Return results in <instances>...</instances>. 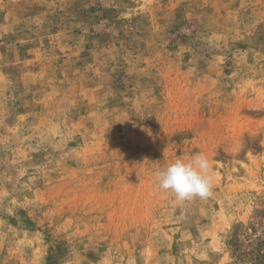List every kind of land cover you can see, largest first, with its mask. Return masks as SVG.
I'll return each instance as SVG.
<instances>
[{
	"label": "rangeland",
	"instance_id": "1",
	"mask_svg": "<svg viewBox=\"0 0 264 264\" xmlns=\"http://www.w3.org/2000/svg\"><path fill=\"white\" fill-rule=\"evenodd\" d=\"M0 264H264V0H0Z\"/></svg>",
	"mask_w": 264,
	"mask_h": 264
},
{
	"label": "clouds",
	"instance_id": "2",
	"mask_svg": "<svg viewBox=\"0 0 264 264\" xmlns=\"http://www.w3.org/2000/svg\"><path fill=\"white\" fill-rule=\"evenodd\" d=\"M157 187L171 192L179 202L212 195L215 173L211 158L204 151L179 157L155 171Z\"/></svg>",
	"mask_w": 264,
	"mask_h": 264
}]
</instances>
